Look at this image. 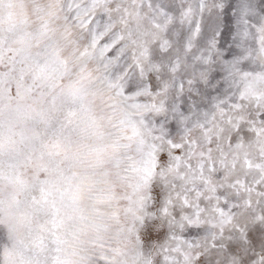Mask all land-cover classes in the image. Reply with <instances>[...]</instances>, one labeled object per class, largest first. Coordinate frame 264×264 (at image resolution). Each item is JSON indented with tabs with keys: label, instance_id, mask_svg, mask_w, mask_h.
Here are the masks:
<instances>
[{
	"label": "snow or ice",
	"instance_id": "obj_1",
	"mask_svg": "<svg viewBox=\"0 0 264 264\" xmlns=\"http://www.w3.org/2000/svg\"><path fill=\"white\" fill-rule=\"evenodd\" d=\"M0 264H264V0H0Z\"/></svg>",
	"mask_w": 264,
	"mask_h": 264
}]
</instances>
